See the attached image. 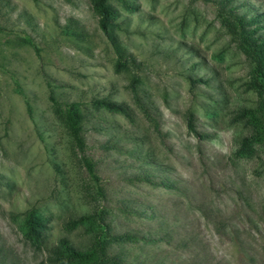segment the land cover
<instances>
[{"label": "rangeland", "instance_id": "374dc122", "mask_svg": "<svg viewBox=\"0 0 264 264\" xmlns=\"http://www.w3.org/2000/svg\"><path fill=\"white\" fill-rule=\"evenodd\" d=\"M126 1L135 10L110 0L111 41L89 0H0V264H47L61 239L102 240L121 264H264V144L233 154L251 133L237 112L258 106L252 65L213 3ZM230 4L264 38V0ZM102 98L131 119L94 107ZM70 102L82 151L62 118ZM29 211L39 244L20 231ZM121 234L132 239L108 241Z\"/></svg>", "mask_w": 264, "mask_h": 264}, {"label": "trees", "instance_id": "16d2710c", "mask_svg": "<svg viewBox=\"0 0 264 264\" xmlns=\"http://www.w3.org/2000/svg\"><path fill=\"white\" fill-rule=\"evenodd\" d=\"M118 1L126 10H135L134 6L126 0ZM201 1L211 2L216 6L217 17L221 25L226 29L239 50L252 65L251 79L247 84V88L256 92L258 106L255 109L242 108L237 112L235 118L243 120L250 127L251 133L248 136L240 138L238 147L233 153L235 157H250L254 153L253 143L264 144V38L255 34L256 26L254 19L239 14L231 6V0ZM89 4L91 10L97 16L99 30L111 41H114L111 30L116 27L114 20L117 10L110 4V0H89ZM22 41L32 47L34 51H37L33 41L28 36H24ZM131 62L133 63V60ZM124 68L125 65L117 61L115 71L118 72ZM138 83V79H132L130 90L133 101L142 108L136 94V86ZM51 101L54 102L52 98ZM92 104L96 108L122 115L127 119H131L132 117V112L129 107L123 103L102 98L94 100ZM62 118L76 148L82 151L84 148V139L82 137L83 115L78 108V104L75 102L64 103ZM82 162L90 178L95 183H98L99 179L94 173L93 165L87 159H83ZM98 193L100 194L99 189ZM86 220H88L86 216L78 217L70 220L67 223V227L73 228ZM44 229L45 225L42 218L37 216L33 211H29L25 216L23 227L20 231L24 239L32 244H39ZM131 239L132 237L128 234L108 236V241L115 242H126ZM46 262L47 264H121L116 257L109 258L106 256L105 242L102 240H98L94 247L82 250L66 239L59 240L58 244L48 252Z\"/></svg>", "mask_w": 264, "mask_h": 264}]
</instances>
